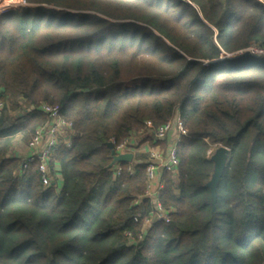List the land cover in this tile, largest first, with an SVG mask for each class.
<instances>
[{
	"label": "trees",
	"instance_id": "1",
	"mask_svg": "<svg viewBox=\"0 0 264 264\" xmlns=\"http://www.w3.org/2000/svg\"><path fill=\"white\" fill-rule=\"evenodd\" d=\"M25 1L0 14V264H264V58L245 51L264 49V0ZM43 102L75 132L48 188L11 152ZM176 115L186 135L159 194L173 212L139 238L145 155L113 176L108 143Z\"/></svg>",
	"mask_w": 264,
	"mask_h": 264
},
{
	"label": "built area",
	"instance_id": "2",
	"mask_svg": "<svg viewBox=\"0 0 264 264\" xmlns=\"http://www.w3.org/2000/svg\"><path fill=\"white\" fill-rule=\"evenodd\" d=\"M18 5L27 6L28 4L25 0H19ZM245 51L252 53L255 57L264 56V49L258 47H250ZM2 93L0 88V111L3 108ZM36 109L45 115L46 121L34 130L30 140L25 144L27 150L25 155L17 157L19 159L18 173L25 171L30 163L37 160L39 162L40 182L44 188H48L52 179H54L49 165L50 157L59 146H69L75 132L72 123L66 122L61 117L59 107L43 102ZM144 125L143 130L131 137L119 142L114 139L109 141L114 156L132 154V159L127 162L128 166L126 168L129 174H133V164L138 163L135 162V154L143 153L145 155L142 161L146 166L144 190L143 193L133 197L132 205L138 206L143 200H148L151 210L143 220L139 238H142L153 224L168 223L170 221L173 210L165 208L160 203L159 194L164 188L163 174L166 172L174 173L179 165L176 149L181 137L186 135L179 115H176L173 121H168L156 127L150 121H145ZM171 132L174 135L169 139L168 136ZM163 141H166V147L161 146L160 142ZM210 153H212V150L208 151L207 154L210 155ZM108 169L113 176L119 175L121 171L120 162L108 165ZM54 170L57 171L55 168ZM55 175L58 177V174Z\"/></svg>",
	"mask_w": 264,
	"mask_h": 264
},
{
	"label": "water",
	"instance_id": "3",
	"mask_svg": "<svg viewBox=\"0 0 264 264\" xmlns=\"http://www.w3.org/2000/svg\"><path fill=\"white\" fill-rule=\"evenodd\" d=\"M109 148L111 149L112 161L109 164L112 165L114 162H130L132 159V154H126L122 156H114V152L112 150V145L108 143ZM228 155V148L220 146L215 152L211 155L210 159L213 162V173L210 180L207 183V186L210 189L211 197L213 202L216 198V187L219 182L220 176L222 174L223 168L225 166V160Z\"/></svg>",
	"mask_w": 264,
	"mask_h": 264
},
{
	"label": "rangeland",
	"instance_id": "4",
	"mask_svg": "<svg viewBox=\"0 0 264 264\" xmlns=\"http://www.w3.org/2000/svg\"><path fill=\"white\" fill-rule=\"evenodd\" d=\"M18 3H19V0H0V11L1 12H4V11H7V10H10V9H13V8H17L19 6ZM251 55L254 56L252 53H251ZM232 56H234V54L233 55L223 54L222 57H221V59L222 58H231ZM258 58H264V56H260ZM22 145L23 144L20 143L19 146H22ZM217 148L216 147H213L212 148V154L215 152V150ZM212 154L210 153V155H212Z\"/></svg>",
	"mask_w": 264,
	"mask_h": 264
},
{
	"label": "crops",
	"instance_id": "5",
	"mask_svg": "<svg viewBox=\"0 0 264 264\" xmlns=\"http://www.w3.org/2000/svg\"><path fill=\"white\" fill-rule=\"evenodd\" d=\"M20 138H21L20 135H16L13 139V145H12L11 152H12V155L15 157H21L25 155V153L27 152L25 144L21 142ZM20 143L23 145L19 146ZM54 168L57 170L56 174H58V171H59L58 165H55ZM59 180H60V175L58 174V181Z\"/></svg>",
	"mask_w": 264,
	"mask_h": 264
}]
</instances>
